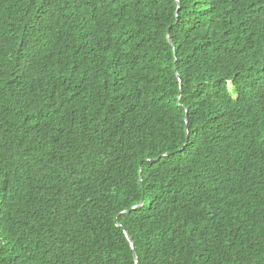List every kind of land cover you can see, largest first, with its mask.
Returning a JSON list of instances; mask_svg holds the SVG:
<instances>
[{"label":"trees","instance_id":"obj_1","mask_svg":"<svg viewBox=\"0 0 264 264\" xmlns=\"http://www.w3.org/2000/svg\"><path fill=\"white\" fill-rule=\"evenodd\" d=\"M134 251L264 264V0H0V264Z\"/></svg>","mask_w":264,"mask_h":264},{"label":"water","instance_id":"obj_2","mask_svg":"<svg viewBox=\"0 0 264 264\" xmlns=\"http://www.w3.org/2000/svg\"><path fill=\"white\" fill-rule=\"evenodd\" d=\"M141 204H142V201H141L137 206L132 207V209H133V208H136V207H138V206H140ZM126 234H127V237H128V239H129L130 243L132 244V243H133V240H132L131 236L128 234L127 231H126ZM134 257H135V260H136L137 264H139V263H138V257H137V254H136L135 251H134Z\"/></svg>","mask_w":264,"mask_h":264}]
</instances>
